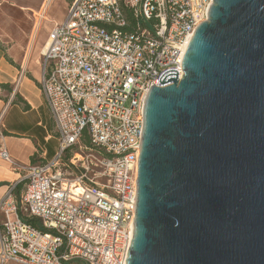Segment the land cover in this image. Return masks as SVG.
I'll return each mask as SVG.
<instances>
[{
    "label": "built area",
    "instance_id": "1",
    "mask_svg": "<svg viewBox=\"0 0 264 264\" xmlns=\"http://www.w3.org/2000/svg\"><path fill=\"white\" fill-rule=\"evenodd\" d=\"M213 1H71L48 32L40 82L58 147L0 200V264H126L146 100L167 70L183 78ZM3 114L0 156L14 164Z\"/></svg>",
    "mask_w": 264,
    "mask_h": 264
},
{
    "label": "water",
    "instance_id": "2",
    "mask_svg": "<svg viewBox=\"0 0 264 264\" xmlns=\"http://www.w3.org/2000/svg\"><path fill=\"white\" fill-rule=\"evenodd\" d=\"M183 70L146 100L126 264H264V0H214Z\"/></svg>",
    "mask_w": 264,
    "mask_h": 264
},
{
    "label": "crops",
    "instance_id": "3",
    "mask_svg": "<svg viewBox=\"0 0 264 264\" xmlns=\"http://www.w3.org/2000/svg\"><path fill=\"white\" fill-rule=\"evenodd\" d=\"M52 1L53 0H46L40 10L34 11L35 14L39 16V19L34 26V33L32 37L33 41L36 38L37 33L41 27L42 20L46 17L44 15V11H46L47 8L50 7ZM1 35H3V37H5L6 39L2 38ZM1 35L0 114L2 112L4 113L2 124L6 135L3 138V143L6 145L10 155L12 156L14 164L5 161L0 156V200L6 194L8 188L14 185H16V195L19 196L22 193L24 186V184L21 185L20 181L26 173L28 167L31 164L38 163L42 160H51L55 156L58 147V132H56L55 137L51 135H49L48 137L44 136L42 140V138L40 137L41 133H36L32 129H23V124L13 123L11 125H8L5 122L6 116L14 109L16 111L15 114L18 117H21L22 120L24 119V117H27L28 112L32 109L30 108L27 111L24 108L21 109V103H14V100L7 108L6 102L9 99L17 98V94L22 98H27L30 102H28L25 98L24 99L29 104L31 103L33 106L35 105L34 103H36L37 106L42 107V100H45L46 106H48L46 99H43V97L41 96V89L38 87L40 85L39 82H41L42 80V67L46 43L42 48L43 53H38V49H36L30 55H28V53H25L23 41L20 40L19 37H17L15 40L13 37H11V39L9 40L6 33ZM39 63L41 66V70L39 67ZM20 67H22L23 69L25 67V69L27 70V74L22 75L17 84ZM1 84H9L10 89L2 87ZM42 110H44V113H42L45 115V109L43 108ZM48 110L50 111L49 106ZM38 124L39 123H35L34 127L36 128ZM53 141L55 142L54 155H51V151L47 148V144L49 145ZM0 144H2L1 141ZM33 156H35V162L31 161V158ZM3 219L4 217L1 214L0 223H2Z\"/></svg>",
    "mask_w": 264,
    "mask_h": 264
},
{
    "label": "rangeland",
    "instance_id": "4",
    "mask_svg": "<svg viewBox=\"0 0 264 264\" xmlns=\"http://www.w3.org/2000/svg\"><path fill=\"white\" fill-rule=\"evenodd\" d=\"M72 0H53L50 7L44 11V15L46 16L42 22L41 27L37 33L36 38L33 41V33L34 26L39 19V16L35 14L34 11L40 10L46 0H0V35L7 34L8 39L11 37L14 40L19 37L20 40L23 41V45L25 48V53L30 55L34 50L38 49V53L42 52L43 45L47 41V35L49 30L58 22L64 19V16L67 12L68 5ZM2 38L6 39L1 35ZM43 53V52H42ZM39 67L41 70V66L39 63ZM19 77L17 80H20L22 75L27 74V70L20 67L19 68ZM40 84V82H39ZM41 90L43 99L45 95L43 93L41 85L38 86ZM25 98V97H24ZM27 101L28 99L25 98ZM16 100V98L9 99L6 102V107L8 108L10 103ZM30 102V101H28ZM43 104L41 106H37L36 103L33 106L31 103V110L28 112L27 117H24L22 120L21 117H18L15 114V109L11 111L5 118V122L8 125L13 123L23 124V129H32L36 133H41L40 137L43 140V137L56 136L57 129L55 124L53 123L52 117L50 115V111L48 110V106H46L45 100H42ZM23 105L21 104V109H23ZM45 109V115L44 110ZM43 112V113H42ZM3 112L0 114V118ZM4 117V114H3ZM35 123H39L35 128ZM53 124V126H52ZM34 127V128H33ZM44 127V128H43ZM51 140V139H49ZM54 147L55 142L53 141L49 145L47 144V148L51 151V155H54ZM25 186V185H24ZM23 186V189H24ZM1 225V223H0ZM7 264H21L16 262H9Z\"/></svg>",
    "mask_w": 264,
    "mask_h": 264
},
{
    "label": "trees",
    "instance_id": "5",
    "mask_svg": "<svg viewBox=\"0 0 264 264\" xmlns=\"http://www.w3.org/2000/svg\"><path fill=\"white\" fill-rule=\"evenodd\" d=\"M127 15H128V17H129V19H131V20L133 19L132 14L130 13V11L127 12ZM1 86L4 87V88H8V89H10V85H9V84H1ZM14 103H21L26 111L29 110V109L31 108L30 104H29L24 98H22V97H21L20 95H18V94H17V98H16V100H14ZM31 161H32V162H35V161H36L35 156H33V157L31 158ZM22 184H23V182H21V185H22ZM33 222H34V223H37L35 220H34Z\"/></svg>",
    "mask_w": 264,
    "mask_h": 264
},
{
    "label": "bare ground",
    "instance_id": "6",
    "mask_svg": "<svg viewBox=\"0 0 264 264\" xmlns=\"http://www.w3.org/2000/svg\"><path fill=\"white\" fill-rule=\"evenodd\" d=\"M47 48V47H46ZM46 48H45V51H46ZM187 48H188V45H187ZM134 234V224H133V233ZM133 236V235H132ZM133 238V237H132Z\"/></svg>",
    "mask_w": 264,
    "mask_h": 264
}]
</instances>
